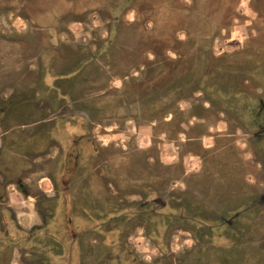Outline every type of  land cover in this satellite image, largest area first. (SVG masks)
Segmentation results:
<instances>
[{"label": "rangeland", "instance_id": "374dc122", "mask_svg": "<svg viewBox=\"0 0 264 264\" xmlns=\"http://www.w3.org/2000/svg\"><path fill=\"white\" fill-rule=\"evenodd\" d=\"M106 38L112 39L105 60L113 65V75L95 65L94 83L75 92L91 109L89 118L79 114L75 123L91 141L82 142V168L96 167L94 173L104 174L101 161L108 158L110 178L117 179L121 191L102 176L95 180V192L102 194L107 184L119 203H135L141 198L133 180L143 171L146 185L160 189L168 202L170 195L173 204L187 206L188 214L213 220L219 213L229 217L236 212L241 241L264 235V200L259 199L264 194V141L252 136L251 121L257 117L264 125V108L259 112L264 102V0H0V84L26 87L37 75L72 78L63 69L46 74L39 69L47 62L59 69L64 61L67 67ZM150 50L159 59L172 58L171 79L180 83L185 78L189 86L172 115L153 121L139 114L134 103L143 89L157 92L162 84L155 79L157 65L143 74L133 69L143 62L156 64ZM34 114L37 110L17 105L8 120L20 131ZM91 144L97 154L89 152ZM199 200L206 207L201 209ZM168 211L160 210L155 241L149 237L154 217L146 219L145 230L130 224L133 258L156 257L159 242L161 252L174 257L193 244L174 224L167 229ZM222 231L228 236L227 228ZM263 239L258 251L262 264ZM240 252L244 264H253L246 249Z\"/></svg>", "mask_w": 264, "mask_h": 264}, {"label": "flooded vegetation", "instance_id": "af4514ba", "mask_svg": "<svg viewBox=\"0 0 264 264\" xmlns=\"http://www.w3.org/2000/svg\"><path fill=\"white\" fill-rule=\"evenodd\" d=\"M138 20L135 18L134 21ZM111 42L112 39L106 38L95 43L96 48H90L85 58L69 63L67 67L64 61L59 69L54 62H47L43 70L42 64L39 69L45 74L63 69L72 78L65 75L43 79L37 75L26 87L18 83L15 86L0 84V264H244L240 249L248 251L253 264H262L258 251L264 235L241 241L235 220L240 215L234 212L224 217L219 213L215 219L205 220L200 215L188 214L187 206L173 204L170 195L168 202L161 196L160 189L146 185L143 171L133 180L141 198L135 203H119L107 184L100 188L102 194L95 192V180H102L103 176L121 193L117 179L110 178L112 168L108 158L101 161L104 174L94 173L96 167L94 170L82 168V142L91 141L75 123L80 120L79 114L89 118L91 109L81 103L80 95L76 97L75 92L80 94L81 86L94 83L91 67L104 66L112 73L113 65L105 60ZM56 87L73 92V97H66ZM33 94L37 95L36 100H32ZM90 99L85 95L88 104H91ZM259 103L263 105L261 112L264 102ZM17 105H24L30 111L37 110V114L30 117L28 126H21L20 131L8 120V113ZM135 108L140 114L139 107L135 105ZM256 118H251L255 126L252 136L257 139L262 136L264 141V125L261 120L255 121ZM26 129L33 130L27 132ZM91 145L89 152L97 154V146ZM96 160L94 157L93 161ZM16 186L26 194V202L33 206V219L26 223L22 222L24 213L19 214L7 205L6 192L14 191ZM259 199L264 200V194ZM10 203L19 204L17 199ZM197 205L201 209L206 207L200 200ZM161 209H169L164 214L167 229L174 224V230L185 231L193 244L185 253L174 257L171 252H161L159 242L158 246L154 244L160 250L156 257L133 258V250L128 246L130 224L145 230L146 219L151 221L154 217L152 236L148 234L154 240L153 234L158 235L160 230ZM134 217L138 218L137 222H133ZM225 228L229 231L226 237L222 231ZM197 231L202 236L198 237ZM203 252L209 253L203 255Z\"/></svg>", "mask_w": 264, "mask_h": 264}, {"label": "trees", "instance_id": "16d2710c", "mask_svg": "<svg viewBox=\"0 0 264 264\" xmlns=\"http://www.w3.org/2000/svg\"><path fill=\"white\" fill-rule=\"evenodd\" d=\"M167 50L172 49L167 48ZM148 53L155 56L154 63L156 64H145L143 62L137 67L134 66L133 69L138 71L142 68L140 71L143 74L148 66L153 67L157 65L158 69L156 70L159 71L155 75V79L158 80L157 82H161L162 84L159 85L157 92H152L153 90H149L148 88L143 89V92L134 99V103L137 108L139 107L140 114L143 117H147V119H151L150 121H153L161 118L162 116L166 117L167 114L172 115V112L176 108V102L182 98L183 93L189 89V86L185 81V78V80H180V83H177L173 78L171 79V66L174 62L172 58L164 56L165 58L159 59V56H157L158 53L153 50L148 51ZM182 55L186 57L184 54ZM196 55L199 59L202 58V54H200V52H196ZM152 93L154 95H152Z\"/></svg>", "mask_w": 264, "mask_h": 264}, {"label": "crops", "instance_id": "0c3cea01", "mask_svg": "<svg viewBox=\"0 0 264 264\" xmlns=\"http://www.w3.org/2000/svg\"><path fill=\"white\" fill-rule=\"evenodd\" d=\"M85 99V97L83 96ZM27 188H30V185H26ZM6 196L9 199L8 204L9 206L13 207L17 213L21 214L24 213L25 216L22 220L23 223H26L31 219H33V206L31 203L26 202V194L22 192L19 188L14 189V191H7ZM17 199V202L19 203L18 206H14L13 204L10 203V201H14ZM20 218V217H19Z\"/></svg>", "mask_w": 264, "mask_h": 264}]
</instances>
